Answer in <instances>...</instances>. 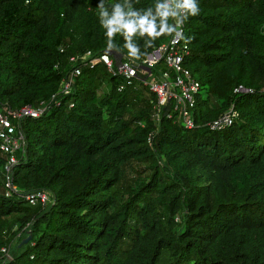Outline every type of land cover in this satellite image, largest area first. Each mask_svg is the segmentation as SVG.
I'll use <instances>...</instances> for the list:
<instances>
[{"label": "trees", "instance_id": "trees-1", "mask_svg": "<svg viewBox=\"0 0 264 264\" xmlns=\"http://www.w3.org/2000/svg\"><path fill=\"white\" fill-rule=\"evenodd\" d=\"M98 2L0 0V105L51 103L22 121L12 195L0 151V264H264V0H199L185 21V64L203 86L193 128L172 104L156 116L143 77L101 62L52 100L71 56H128L119 34L107 50ZM170 38L135 41L143 57ZM232 108V124L212 126ZM38 190L52 202L30 204Z\"/></svg>", "mask_w": 264, "mask_h": 264}, {"label": "built area", "instance_id": "built-area-1", "mask_svg": "<svg viewBox=\"0 0 264 264\" xmlns=\"http://www.w3.org/2000/svg\"><path fill=\"white\" fill-rule=\"evenodd\" d=\"M185 21L182 23L179 32L181 35H173L167 41L155 47L146 56L139 60H133L129 56L121 53L102 52L95 53L88 50L84 54H77L70 57L73 68L63 78L60 92L54 94L52 100L60 94H69L74 87L75 78L81 74V64L95 66L101 62L106 70L115 76L121 77L130 83L134 78L143 77L144 83L156 96V116L159 118L160 111L169 104L174 105L178 110L186 128L196 126L194 112L197 104V97L203 91V86L199 79L186 66V54L189 53L188 44L184 39ZM124 84H120L119 89H123ZM244 90L242 86L236 91ZM51 103L42 101L39 105L28 104L19 108L9 105H0V151L7 159L5 164L7 195L19 192L13 183L12 173L17 163V153L25 151L27 141L22 129V121L26 118H37L43 115ZM236 112L229 110L218 119L212 122L213 127L230 125ZM25 199L30 204L42 202L48 204L52 202L51 192L38 190L26 193ZM9 255L10 247L2 249Z\"/></svg>", "mask_w": 264, "mask_h": 264}, {"label": "clouds", "instance_id": "clouds-1", "mask_svg": "<svg viewBox=\"0 0 264 264\" xmlns=\"http://www.w3.org/2000/svg\"><path fill=\"white\" fill-rule=\"evenodd\" d=\"M29 2L25 0V4ZM110 6L109 10L106 0H99L97 4L99 22L107 38V50L118 48L114 38L119 34L124 38L128 56L133 60H139L143 55L140 45L135 41L137 36L147 37L144 47H151L161 36L181 35L179 29L182 23L201 12L199 0H155L147 8H136L132 0H121ZM191 39L188 37L185 42Z\"/></svg>", "mask_w": 264, "mask_h": 264}, {"label": "water", "instance_id": "water-1", "mask_svg": "<svg viewBox=\"0 0 264 264\" xmlns=\"http://www.w3.org/2000/svg\"><path fill=\"white\" fill-rule=\"evenodd\" d=\"M32 235H28L26 238L23 239V241L20 243V246L24 243H27L31 239Z\"/></svg>", "mask_w": 264, "mask_h": 264}, {"label": "rangeland", "instance_id": "rangeland-1", "mask_svg": "<svg viewBox=\"0 0 264 264\" xmlns=\"http://www.w3.org/2000/svg\"><path fill=\"white\" fill-rule=\"evenodd\" d=\"M9 255H10V252H9Z\"/></svg>", "mask_w": 264, "mask_h": 264}]
</instances>
